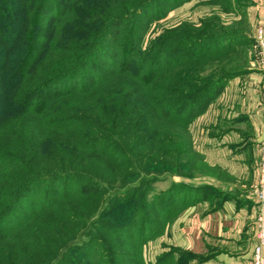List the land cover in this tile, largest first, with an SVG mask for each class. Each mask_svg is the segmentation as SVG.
<instances>
[{
  "label": "trees",
  "instance_id": "trees-1",
  "mask_svg": "<svg viewBox=\"0 0 264 264\" xmlns=\"http://www.w3.org/2000/svg\"><path fill=\"white\" fill-rule=\"evenodd\" d=\"M62 1L0 0V264H108V258L118 259L125 253L123 243L117 241L120 236L130 230L126 235L134 240L131 232L135 229L139 237L145 235L144 225L136 226L138 217L143 215L139 200L134 196L140 189L132 187L131 182L141 177L142 171L151 173V169L144 167L142 171H131L122 177L123 158L94 147V136L105 135L112 142L131 140L134 136L142 145H150L156 131L159 132L156 129L160 122L164 128L168 122L180 129L188 126L196 112L205 110L212 98L222 92L226 82L237 76L236 73L204 81L198 67L185 68L184 74L190 76H182L174 86L192 85L189 92L179 97L178 111L173 114L171 97L155 94L157 86L140 79L129 65H117L113 58L120 44L129 47L137 41L135 29L120 32L121 22L140 14L154 0H64L60 5ZM52 2H59L57 11L50 9ZM217 38L219 50H223L224 37L218 35ZM108 39L113 41L112 48L98 56L103 59L110 54L107 59L112 68L96 67L98 62H91L90 55L100 41ZM195 63L197 61H191ZM55 85H61L62 89L52 93ZM40 94H45L42 96L45 102L37 105L34 98ZM104 125L111 128L106 129ZM160 132H163L160 136L164 142L165 131ZM176 138L178 142L183 141V136ZM173 147L174 151L168 150L166 156L173 161L177 158L171 171L175 175L182 155L187 152L180 143ZM91 155L96 157L91 158L92 162H100L111 175L107 185L108 190L113 191L110 198L119 201L129 197L134 203L135 209L125 229L102 223L106 213L104 203L98 218L92 222L94 229L101 232L98 245L104 254L85 248L74 249L66 240L61 245L60 240L51 237L55 233L53 229L44 235L41 234L44 230L37 229L33 237L24 239L25 233L37 227L44 216L59 211L60 199L65 200L59 198L45 211L30 213L20 222L13 217V211L25 194L40 182L53 185L48 188L52 190L60 177L89 172L84 161ZM129 184L132 185L125 188ZM179 184L182 183H172L169 205L154 211L158 216L157 229L164 223L167 226L190 203L198 202L200 191L204 189L182 184L193 191L188 197L180 191ZM69 211L72 210L66 209L60 214L63 222L75 220L76 215L71 216L74 213ZM73 233L75 231L70 230L66 236L70 238ZM90 233L92 231L85 235ZM73 250L78 252L73 255L76 259L70 262L68 253ZM171 250L168 254L180 261L174 264H187L188 259L196 258L174 248Z\"/></svg>",
  "mask_w": 264,
  "mask_h": 264
},
{
  "label": "rangeland",
  "instance_id": "rangeland-1",
  "mask_svg": "<svg viewBox=\"0 0 264 264\" xmlns=\"http://www.w3.org/2000/svg\"><path fill=\"white\" fill-rule=\"evenodd\" d=\"M63 2L64 0L60 2V5ZM57 3L59 2L50 3V9L57 11L59 9ZM248 5L249 2L243 1L231 5V2L221 3L218 0H154L140 14L132 15L121 22V26L118 27L120 32L135 29L133 32L137 41L131 43L129 47L120 44L117 48L118 54L113 58L117 65H129L134 73H138L140 79L157 86L158 90L155 94L171 97L173 102L170 104V110L172 109L175 114L179 108L177 105L179 97L189 92V86L192 85L174 86V83L176 84L182 76H190L184 74L187 67L193 66L194 69L198 67L204 81H215L221 76H230L236 73V77L240 78L253 77L264 71V63L257 56L255 43L256 27L263 22L252 24L244 12ZM221 10L225 14H221ZM239 14L242 15L239 16ZM115 35L112 36L115 38ZM218 35H222L225 39L222 44L223 50H219ZM112 42L111 39L100 41L94 48L90 55V61L98 62L96 67L112 68L107 59L110 54H107V58L103 59L98 56L103 51L108 52V48L113 46ZM191 61H197V63L191 64ZM79 82L83 83L82 80ZM61 89V85H55L52 93ZM43 95L40 94L34 98L37 105L45 102V97L42 98ZM218 103L213 97L209 106L201 112L197 111L188 126L181 129L178 125L174 126L173 122H168L164 128L160 122L161 124L156 129L159 132L156 131L150 145H142L134 140V136L131 137V140L128 138L126 140L116 139L114 142L106 138L105 135L94 136L96 137L92 144L94 147L123 158L122 177L131 171H142L144 167L151 169V173L142 171V176L131 182L133 185L129 184L125 187L132 185V187L140 189L135 192L136 195L133 193L139 200L138 205L143 213L138 217L136 226L144 225L145 235L139 237L135 229L131 232L134 240H129L127 235L130 230H127V235L124 234L117 240L123 243L125 253L120 254L114 261L108 258L106 263L174 264L180 262L168 254L172 250L167 244V226L164 223L157 229V215L154 211L156 208L160 211L165 208V205H169L172 176L178 178L176 181H179L184 176L197 177L204 172L203 170L206 169L204 141L217 135L222 128L230 127L233 124L231 121L223 119H217V121L214 115L210 118H208L209 116L205 117L208 111H211L210 114L215 112ZM218 107H223L222 103ZM187 112L186 108L185 114ZM169 121L171 120L169 119ZM104 127L111 128L107 125ZM162 130L165 131L164 142L160 136V133H163L160 132ZM174 134L183 136V141L178 142L177 135L174 137ZM179 143L186 147L187 153L181 157L178 173L175 172V175H172V165L177 161V158H174L173 161V158L167 159L166 155L168 150L174 151L173 145ZM78 155L80 154L78 153L76 157ZM92 157L94 156H86V161H84L89 172L80 170L83 174H67L60 177L52 190L48 188L53 185L40 182L32 186L25 194L24 200L13 211V217L20 219V222L24 221L30 213L45 211L59 198H65V200L60 199L57 204L59 211L44 216L37 227L33 226L29 232L25 233L24 239L30 235L33 237L37 229L44 230L41 232L42 235L47 230L53 229L55 233L51 237L54 240H60L61 245L65 244L66 240L69 242V246L74 249L85 248L86 251H97L98 255L104 254V250L101 251L98 245V242L101 241L99 236L101 232L96 227L94 229L92 225V222L98 218L97 214L104 203L106 213L102 223L125 229L124 225L129 221V216L135 209L134 203H131L132 199L130 200L129 197L119 201L110 198L113 191L108 190L107 185L109 186L111 175L104 170V166L102 167L100 162L94 164ZM94 158L96 159V157ZM167 162L171 164L168 166ZM178 187L188 197L193 194V191L189 190L190 187H185L182 184H179ZM122 201L125 202L122 203ZM136 201L134 200V202ZM61 208H63V212ZM66 209L72 210L69 211V213H74L71 216L76 215L75 220L70 223L63 222L64 218L60 216L65 213ZM31 222L29 220V223ZM70 230L75 233L68 238L66 232L68 233ZM89 231H92V234L86 236L85 234ZM77 252L78 250H73L72 253H68L70 262L74 261L72 259H76L73 255ZM65 264H69V262ZM187 264H198V260L188 259Z\"/></svg>",
  "mask_w": 264,
  "mask_h": 264
},
{
  "label": "crops",
  "instance_id": "crops-1",
  "mask_svg": "<svg viewBox=\"0 0 264 264\" xmlns=\"http://www.w3.org/2000/svg\"><path fill=\"white\" fill-rule=\"evenodd\" d=\"M218 1L249 2L244 12L252 24L264 22V0ZM217 102L215 112L205 117L214 115L233 124L204 141L202 174L179 181L172 176L174 183L204 189L198 202L167 224V244L196 256L198 264H252L258 214L255 185L264 144V71L229 80Z\"/></svg>",
  "mask_w": 264,
  "mask_h": 264
},
{
  "label": "built area",
  "instance_id": "built-area-1",
  "mask_svg": "<svg viewBox=\"0 0 264 264\" xmlns=\"http://www.w3.org/2000/svg\"><path fill=\"white\" fill-rule=\"evenodd\" d=\"M256 53L264 63V22L256 27ZM257 199L256 234L252 248V264H264V144L261 146V156L258 163V177L255 185Z\"/></svg>",
  "mask_w": 264,
  "mask_h": 264
}]
</instances>
